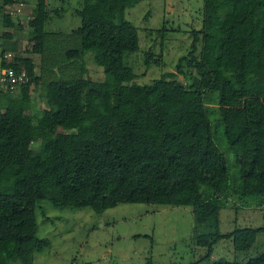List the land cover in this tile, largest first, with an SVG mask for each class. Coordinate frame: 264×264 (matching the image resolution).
Returning <instances> with one entry per match:
<instances>
[{
	"label": "trees",
	"instance_id": "obj_1",
	"mask_svg": "<svg viewBox=\"0 0 264 264\" xmlns=\"http://www.w3.org/2000/svg\"><path fill=\"white\" fill-rule=\"evenodd\" d=\"M52 1L0 0L5 28L16 26L6 7L30 4L33 15L22 53L5 59L15 44L0 53V71L28 78L0 83V264H32L50 245L37 235L40 200L95 212L126 201L190 206L192 242L206 258L225 238L249 250L264 226L223 233L220 211L231 196L264 202V0H205L187 53L150 84L135 82L125 59L139 50L126 9L145 0H82V22L68 33L45 28ZM148 33L165 40L164 25ZM144 52L146 67L158 66ZM88 53L103 80L89 75ZM38 86L44 109L35 119L24 96ZM211 264H264V251Z\"/></svg>",
	"mask_w": 264,
	"mask_h": 264
},
{
	"label": "rangeland",
	"instance_id": "obj_2",
	"mask_svg": "<svg viewBox=\"0 0 264 264\" xmlns=\"http://www.w3.org/2000/svg\"><path fill=\"white\" fill-rule=\"evenodd\" d=\"M204 1L145 0L126 9V17L138 29L139 37V50L125 58L134 70L135 82L150 84L162 72H174L177 60L187 53L192 30H201L205 23ZM81 4L82 0L52 1L51 19L45 28L63 33L78 28L82 21L76 17L75 10L80 9ZM58 8L63 10L61 17L54 13ZM4 11L10 14L16 26L5 28L0 15V53L8 44H15V50H8L6 54L18 56L27 42V24L33 17L32 8L30 4L17 3ZM163 25L165 40L149 35V30ZM5 33L12 34L11 39H5L7 42L3 39ZM149 48L155 59L159 57L158 66L152 62L146 67L144 51ZM38 58L34 56L37 62ZM91 58L92 54L88 53L89 75L92 79L103 80V70ZM39 93L38 86L24 96L25 111L35 119L44 109ZM38 149L39 141L32 142L31 154ZM225 153L231 160L235 159L232 151ZM230 172H238L235 165H230ZM35 214L37 235L49 238L50 245L33 253L32 264H211L220 257L245 261L264 251L262 232L247 251H235L232 240L225 238L214 245L211 257L206 258V248L192 242L194 226L190 206L126 201L103 212H95L89 206H55L48 200H40ZM220 226L223 233L240 227L264 226V202L258 204L252 200L243 204L231 196L220 211ZM13 264L21 263L15 261Z\"/></svg>",
	"mask_w": 264,
	"mask_h": 264
},
{
	"label": "built area",
	"instance_id": "obj_3",
	"mask_svg": "<svg viewBox=\"0 0 264 264\" xmlns=\"http://www.w3.org/2000/svg\"><path fill=\"white\" fill-rule=\"evenodd\" d=\"M5 59L14 58V55L6 54ZM28 78L26 76L25 70H21L18 73L14 72L12 69H3L0 71V83L5 86L13 87L14 85H19V83L27 82Z\"/></svg>",
	"mask_w": 264,
	"mask_h": 264
}]
</instances>
